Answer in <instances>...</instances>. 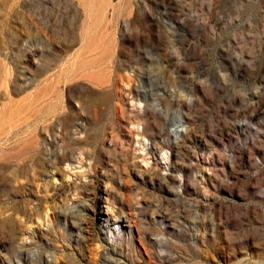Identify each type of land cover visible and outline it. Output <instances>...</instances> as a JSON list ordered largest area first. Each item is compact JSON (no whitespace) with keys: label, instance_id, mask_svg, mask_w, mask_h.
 <instances>
[{"label":"rangeland","instance_id":"1","mask_svg":"<svg viewBox=\"0 0 264 264\" xmlns=\"http://www.w3.org/2000/svg\"><path fill=\"white\" fill-rule=\"evenodd\" d=\"M0 264H264V0H0Z\"/></svg>","mask_w":264,"mask_h":264},{"label":"crops","instance_id":"2","mask_svg":"<svg viewBox=\"0 0 264 264\" xmlns=\"http://www.w3.org/2000/svg\"><path fill=\"white\" fill-rule=\"evenodd\" d=\"M26 2H28V0H24ZM23 18H27L28 16H22ZM42 17V16H41ZM105 18V17H104ZM107 18V17H106ZM83 22L84 21H89L88 18H86V16H81L80 18ZM95 34L89 30V29H86V28H82V33H81V38L78 40V43L75 44V45H71V46H68L66 44H55V45H52V46H49V47H115L116 46V43H115V38H111L110 39V43H109V46L107 44V41L105 40H101V39H97L95 42L94 40L90 39L91 36H94ZM29 40H26L25 43L21 44V46H18V47H25L27 49H24V56L28 58V54L29 53V47H35V46H32V45H29ZM37 47H44V46H37Z\"/></svg>","mask_w":264,"mask_h":264},{"label":"bare ground","instance_id":"3","mask_svg":"<svg viewBox=\"0 0 264 264\" xmlns=\"http://www.w3.org/2000/svg\"><path fill=\"white\" fill-rule=\"evenodd\" d=\"M183 129V126H182V120L179 118L178 120H177V122L175 123V124H173L172 125V128H171V133L173 134V135H177V134H179L180 133V131ZM184 130V129H183ZM136 131V130H135ZM140 132H141V130H140ZM138 133V132H137ZM141 135V134H140ZM138 138H137V141L136 142H139L138 141V139H139V137L140 136H137ZM144 140V139H143ZM146 142V141H145ZM138 144V143H137ZM139 144H140V142H139ZM142 144V143H141ZM144 146V145H143ZM114 231H116L117 233L119 232V226H117L116 228H115V230Z\"/></svg>","mask_w":264,"mask_h":264}]
</instances>
